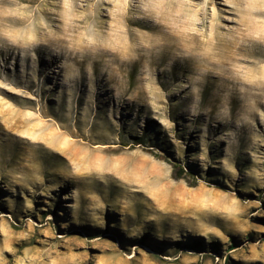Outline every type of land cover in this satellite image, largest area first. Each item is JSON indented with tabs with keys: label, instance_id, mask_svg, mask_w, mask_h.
<instances>
[{
	"label": "rangeland",
	"instance_id": "374dc122",
	"mask_svg": "<svg viewBox=\"0 0 264 264\" xmlns=\"http://www.w3.org/2000/svg\"><path fill=\"white\" fill-rule=\"evenodd\" d=\"M0 264H264V0H0Z\"/></svg>",
	"mask_w": 264,
	"mask_h": 264
},
{
	"label": "trees",
	"instance_id": "16d2710c",
	"mask_svg": "<svg viewBox=\"0 0 264 264\" xmlns=\"http://www.w3.org/2000/svg\"><path fill=\"white\" fill-rule=\"evenodd\" d=\"M176 169H175V176H174V178L176 179V180H179V179H182L183 177H184V174H185V171H184V169L183 168H181V167H175Z\"/></svg>",
	"mask_w": 264,
	"mask_h": 264
},
{
	"label": "bare ground",
	"instance_id": "6f19581e",
	"mask_svg": "<svg viewBox=\"0 0 264 264\" xmlns=\"http://www.w3.org/2000/svg\"><path fill=\"white\" fill-rule=\"evenodd\" d=\"M81 21V20H80ZM76 26V25H75ZM42 46V45H41ZM247 47V46H246ZM75 53V52H74ZM8 54V53H7ZM6 58V57H5ZM66 60V59H65ZM7 62V61H6ZM38 62V61H37ZM52 63V62H51ZM7 64V63H6ZM19 65V64H18ZM35 67V66H34ZM37 68V67H36ZM49 69V68H48ZM36 71V70H35ZM49 81V80H47ZM36 83V82H35ZM35 85V84H34ZM35 88V87H34ZM109 146V145H108Z\"/></svg>",
	"mask_w": 264,
	"mask_h": 264
}]
</instances>
